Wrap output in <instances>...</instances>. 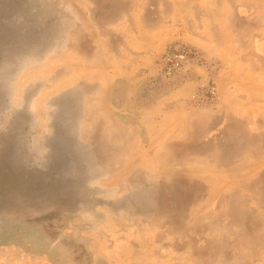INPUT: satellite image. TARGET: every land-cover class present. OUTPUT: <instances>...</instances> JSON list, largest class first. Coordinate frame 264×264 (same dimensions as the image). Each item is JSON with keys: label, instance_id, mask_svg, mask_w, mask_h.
Masks as SVG:
<instances>
[{"label": "rangeland", "instance_id": "rangeland-1", "mask_svg": "<svg viewBox=\"0 0 264 264\" xmlns=\"http://www.w3.org/2000/svg\"><path fill=\"white\" fill-rule=\"evenodd\" d=\"M173 1L0 0V264H264V167L208 181L119 127L110 73L128 58L140 5L148 31L176 9V31L204 38L156 59L170 83L204 67L194 104L218 105L236 77L245 92L248 71L264 68V0ZM168 49L186 54L181 72L161 71ZM210 84L216 99L198 101ZM221 131L203 146L218 165L264 154V134L242 121Z\"/></svg>", "mask_w": 264, "mask_h": 264}, {"label": "crops", "instance_id": "crops-1", "mask_svg": "<svg viewBox=\"0 0 264 264\" xmlns=\"http://www.w3.org/2000/svg\"><path fill=\"white\" fill-rule=\"evenodd\" d=\"M143 7L140 5L138 9H132L127 16L128 24L134 25L125 44L128 58L110 73L114 80L111 87L114 102L122 114L118 118L120 129L131 133L134 142L137 137L140 142L144 137L142 149L148 156L166 159L162 165L180 167L193 176L208 177V181L212 178L206 174L213 175L215 170L225 173L236 170L239 176L251 175L264 167V154L256 157L246 152L233 167H225L218 165L212 155L203 151V146L219 138L221 129H226L232 120L242 121L253 134H264V68L248 71L247 77L253 83L245 92L242 90L245 85H240L236 77L235 87L223 94L218 105L194 104L191 100L193 92L209 77L204 67L196 62L190 64L192 71L186 78L170 83L158 78L156 59L167 46L176 42L200 49L205 43L204 38L192 32L176 31L179 27L177 23L186 19L176 9L164 25L148 31L142 23L144 19L140 11ZM150 34L152 41L148 43ZM175 141L183 146L179 157L172 146ZM220 149L226 148L220 146Z\"/></svg>", "mask_w": 264, "mask_h": 264}, {"label": "built area", "instance_id": "built-area-1", "mask_svg": "<svg viewBox=\"0 0 264 264\" xmlns=\"http://www.w3.org/2000/svg\"><path fill=\"white\" fill-rule=\"evenodd\" d=\"M186 54L172 49L166 50L161 58V71L166 74H176L184 70ZM216 91L212 84L202 85L196 91V99L200 102L212 103L216 99Z\"/></svg>", "mask_w": 264, "mask_h": 264}, {"label": "water", "instance_id": "water-1", "mask_svg": "<svg viewBox=\"0 0 264 264\" xmlns=\"http://www.w3.org/2000/svg\"><path fill=\"white\" fill-rule=\"evenodd\" d=\"M64 97H65V95H64ZM67 97V96H66ZM66 100V99H65ZM54 130H56L55 128H54ZM55 133H57V132H54V138L57 136ZM57 142V141H56ZM58 143V145H56L57 146V148H60V141H58L57 142ZM56 157L58 156V153H57V155H55Z\"/></svg>", "mask_w": 264, "mask_h": 264}]
</instances>
